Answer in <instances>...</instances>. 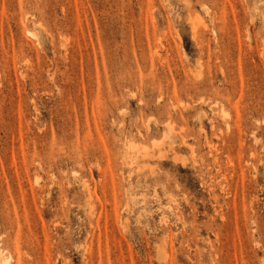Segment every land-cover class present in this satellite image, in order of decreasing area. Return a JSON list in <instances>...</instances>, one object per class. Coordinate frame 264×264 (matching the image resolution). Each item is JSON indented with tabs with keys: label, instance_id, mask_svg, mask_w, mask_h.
I'll list each match as a JSON object with an SVG mask.
<instances>
[{
	"label": "rangeland",
	"instance_id": "1",
	"mask_svg": "<svg viewBox=\"0 0 264 264\" xmlns=\"http://www.w3.org/2000/svg\"><path fill=\"white\" fill-rule=\"evenodd\" d=\"M0 264H264V0H0Z\"/></svg>",
	"mask_w": 264,
	"mask_h": 264
}]
</instances>
